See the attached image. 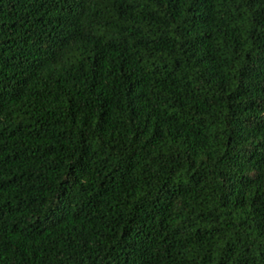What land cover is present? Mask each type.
Wrapping results in <instances>:
<instances>
[{
	"label": "trees",
	"instance_id": "trees-1",
	"mask_svg": "<svg viewBox=\"0 0 264 264\" xmlns=\"http://www.w3.org/2000/svg\"><path fill=\"white\" fill-rule=\"evenodd\" d=\"M0 264H264V0H0Z\"/></svg>",
	"mask_w": 264,
	"mask_h": 264
}]
</instances>
